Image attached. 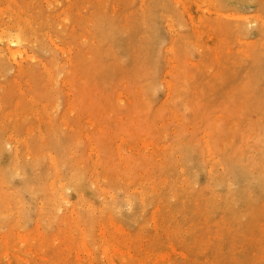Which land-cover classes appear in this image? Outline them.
<instances>
[{"label": "rangeland", "instance_id": "rangeland-1", "mask_svg": "<svg viewBox=\"0 0 264 264\" xmlns=\"http://www.w3.org/2000/svg\"><path fill=\"white\" fill-rule=\"evenodd\" d=\"M0 10V264H264V0Z\"/></svg>", "mask_w": 264, "mask_h": 264}, {"label": "bare ground", "instance_id": "bare-ground-1", "mask_svg": "<svg viewBox=\"0 0 264 264\" xmlns=\"http://www.w3.org/2000/svg\"><path fill=\"white\" fill-rule=\"evenodd\" d=\"M10 7V6H9ZM1 11V10H0ZM9 34V33H8ZM19 38H20V36H18ZM7 41V40H6ZM8 43L10 42L11 43V45L12 44H14V46L16 45V44H18L19 43V39L17 38V37H14L13 38V36H12V39L10 40V41H7ZM17 46V45H16ZM15 46V47H16ZM20 46V45H19ZM7 47V46H6ZM18 47V46H17ZM21 50H22V48H21ZM20 50V51H21ZM24 51V50H23ZM45 105V104H44ZM45 107V106H44ZM43 109V108H42Z\"/></svg>", "mask_w": 264, "mask_h": 264}]
</instances>
